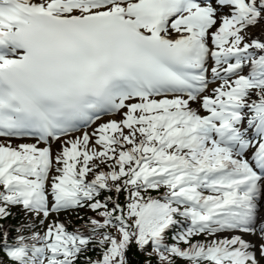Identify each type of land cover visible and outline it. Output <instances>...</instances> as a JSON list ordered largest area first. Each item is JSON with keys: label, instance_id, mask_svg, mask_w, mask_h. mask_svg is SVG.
<instances>
[{"label": "snow or ice", "instance_id": "obj_1", "mask_svg": "<svg viewBox=\"0 0 264 264\" xmlns=\"http://www.w3.org/2000/svg\"><path fill=\"white\" fill-rule=\"evenodd\" d=\"M0 141V264H264V0H0Z\"/></svg>", "mask_w": 264, "mask_h": 264}, {"label": "rangeland", "instance_id": "obj_2", "mask_svg": "<svg viewBox=\"0 0 264 264\" xmlns=\"http://www.w3.org/2000/svg\"><path fill=\"white\" fill-rule=\"evenodd\" d=\"M253 34H259V29H255L253 30ZM175 35V34H173ZM219 86V82L214 83L211 85L209 91V94H211L212 89L215 87ZM204 114V113H201ZM105 118H114V119H119L118 116H106ZM98 124L96 123L93 127L91 128H87L85 129L88 132H91L95 127H97ZM23 140V139H21ZM2 142V141H0ZM10 143L12 144L13 147H15L17 144H21V143H28V144H34L36 143V141L34 139H26L23 141H16L15 139L11 140ZM40 147H44V145H40ZM60 145L59 144H54L53 145V155L56 154L57 150L59 149ZM208 194V193H205ZM152 195H157V193L153 192ZM126 199V194L125 195H121L119 197V201L121 202V204L124 203ZM261 204V209H264V199L261 200L260 202ZM11 211L14 214V218L13 217H9L6 221H0V223H4L6 225H12V226H17L19 225L21 222H26L25 221V216L24 213L18 208V207H14L11 209ZM94 213H91L90 211L87 210H81L80 211V216H84L85 218H87L88 216H93ZM53 219L58 220L59 222H64L65 224H67L68 226V230L69 231H73L76 228H79L81 224L84 223L83 220L78 219L77 215L75 213H71V212H65L62 213L61 215L54 216ZM36 230H40V229H36ZM81 231H83V229H81ZM175 231V229L173 230V232ZM173 232H169L167 234V238H166V243L169 245H172L173 243H175V241L172 239V235ZM12 234L14 235V231L12 232ZM228 235V234H225ZM244 238L254 244H259L260 241L252 235H245ZM196 239H199L201 241H204L206 238L205 237H197ZM195 242V240L193 241ZM181 247H186L184 245H181ZM87 256L91 257L92 259H99L100 258V252L99 249L95 250V251H90L88 253H86ZM128 256V260H129V264H160L158 256L156 253L151 251V247L148 248L147 251L145 252H140L138 251L135 247L130 248L129 252L127 253ZM175 264H187L186 261L177 258L175 260Z\"/></svg>", "mask_w": 264, "mask_h": 264}, {"label": "bare ground", "instance_id": "obj_3", "mask_svg": "<svg viewBox=\"0 0 264 264\" xmlns=\"http://www.w3.org/2000/svg\"><path fill=\"white\" fill-rule=\"evenodd\" d=\"M211 87V86H210ZM210 89V88H209ZM106 116H104L100 121H97V124H101V123H104V122H107L109 119H114V118H105ZM90 128V127H89ZM81 133H76L75 135H81ZM264 205V204H263ZM261 218H264V209L262 208L261 209Z\"/></svg>", "mask_w": 264, "mask_h": 264}]
</instances>
